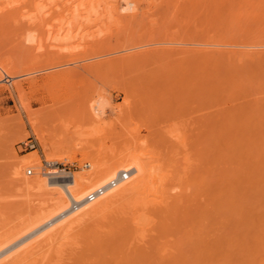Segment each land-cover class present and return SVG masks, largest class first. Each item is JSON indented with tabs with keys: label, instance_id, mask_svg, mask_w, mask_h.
Instances as JSON below:
<instances>
[{
	"label": "bare ground",
	"instance_id": "bare-ground-1",
	"mask_svg": "<svg viewBox=\"0 0 264 264\" xmlns=\"http://www.w3.org/2000/svg\"><path fill=\"white\" fill-rule=\"evenodd\" d=\"M44 1L43 3L46 2ZM49 1L56 6H53ZM57 1L48 0L46 4L50 3L51 7L48 5L47 9L52 6L54 8L63 7L59 5L63 0L59 4ZM64 1L69 4L71 1L73 2V0ZM76 1L79 2L75 3L79 4V7L88 10V15L97 14L99 5L105 3V0ZM112 1H114L113 5L111 4L113 9L109 7V3ZM39 3H36L37 7ZM109 3L107 6L104 4L103 6L109 7V13L112 9L113 17H111V13L110 17L115 18V22H119L122 17L127 18L128 21H131L128 27L130 25L134 27L133 21L137 20L138 22L140 18L149 14L152 17L153 15L160 16L165 25L168 18L169 20L174 19L178 23V30L174 33L166 32L168 30L164 32L149 30L144 35L142 33L139 35L140 33L137 31L133 33L134 28H129L131 30L125 28L128 30H124L125 33L132 32L131 35L123 33L121 37L123 39L127 40L128 36L133 37L132 35L138 34L141 39L143 36H149V38L152 37L151 39L154 38V43L158 42L155 43L156 45L152 42V45L150 39L148 43L152 47L148 44L147 48L149 47V49L142 50V45L136 49L137 45L135 47H133L135 44L126 45L127 42L124 40L123 47L127 48L126 50H130V46L134 50L136 49L137 53L133 50L129 51V53L138 54L132 55L131 63L144 61L145 59H141L143 56L149 60L148 58L152 59L155 56L170 55L181 56L183 59L189 58L198 62L199 66H203L202 74L198 79L201 87H209L215 93L214 96L222 98V102L226 106L220 111H215L217 115L214 113L215 116L211 124L213 131L223 132V135L220 133L222 135L219 142L221 149L218 148L221 151L220 155L217 150L223 171L221 190L209 200L207 208L205 207L207 211L204 213L189 215L188 212H180L178 208L180 209V206L184 205V198L171 194V188L164 180L166 176H162V182L158 183L157 173L154 169V157L152 152L147 150V146H144L142 150L139 148L134 150L138 146L133 149L129 148L128 151L124 150L119 153L117 157L118 153L114 154L115 156L110 155L107 151H103V147L99 150L101 145L96 147L95 142H86V146H83V150L81 149L83 152L80 153L90 161L88 171L70 174L64 170H48L44 174L48 176V179H31L30 177L29 179L23 173L25 165L39 166L38 152L29 154L21 162L15 157L18 162L14 160V164L12 163L11 175L14 177L12 179L17 180L19 188L23 191L27 190L28 193L34 191V193L37 192L35 193L37 195L46 194V198L41 196L42 194L40 195L46 200L50 199L47 196L49 193L54 195L50 199V202L52 200L51 205L49 202L48 206L47 201L49 200L44 202V205L47 204L45 206L53 208L42 206V209L37 213L34 211L33 214H37L35 216H38L37 221L41 224V229L24 238L18 245L11 247L10 254L7 252L8 256L4 259L0 258V264H38L39 259L33 254L38 255V252L40 254V250H43L42 246L45 244L48 247L50 245L49 248H54L58 246L57 243L61 244L60 241L63 240L60 239L63 236L65 239L74 238L75 230L85 228V225L90 222L94 224L106 219L110 221L108 230L96 231L94 229L91 235L82 237L83 242L81 237L79 242L72 240L76 243L73 245L78 247L77 252L73 250L76 253L71 259L75 264H264V124L262 123L264 122V97L260 94V87H263L261 82L264 79V0H110ZM75 4H73L74 9ZM66 5L72 6L65 3ZM44 7L46 6H42V8ZM105 12L107 13V10ZM167 15L172 16L170 18ZM178 15L180 16L178 17ZM190 22H195V30L192 29ZM149 32L155 33L154 36H158V39L150 35ZM30 36L31 34L28 38ZM139 37H134L135 40L134 38L128 39L136 42L140 39ZM28 38L26 36V40ZM121 38L119 39L123 40ZM28 41L32 43L30 38ZM130 43L133 44V42ZM125 53L123 54L126 56H124L125 58L119 54L117 59L114 58L117 66L130 64L129 60L131 59H128ZM134 56H138L136 60ZM118 57L128 63L124 64L121 61V64ZM0 66L9 74H13L12 71L17 69V65H13L11 62ZM66 73L56 74L57 79L71 78L68 75L75 77L72 72V75L70 72ZM52 75L47 74L42 77L43 84L41 85L52 88V91L58 90L59 88L53 87ZM38 83V79L30 82L31 91L40 89ZM15 90L19 94L18 96H24L22 83L16 85ZM10 92L12 94V91ZM97 98L99 99V97ZM91 100L93 101L90 99L88 107L86 106L87 120L89 117L91 118L90 125L101 123V121L106 125L104 109H106L105 106H109L107 105L109 102H104L107 100L106 98L100 101L94 100L95 102ZM67 104L70 105V103ZM27 110L29 121L39 134L42 132L40 127L42 122L47 120V116H51V112H49L50 110L46 112V109L41 110L39 112H43L42 114L45 111L41 117L39 112L37 115L34 112L31 113L28 106ZM114 110H116L115 113H118L117 109ZM51 111L53 112V110ZM102 114H105L104 119ZM97 119L101 121L99 122ZM104 125L99 126L104 128ZM93 127L97 129L95 125ZM93 127L89 130L93 131ZM63 128L62 130H64ZM23 129L25 132V127ZM68 130L67 128V133L63 132L64 134L61 133L63 135L57 137L58 141L56 139L58 134L51 137L56 139L54 141H57L58 144L56 146L54 144V152L53 154L49 152L51 156L48 158L60 159L68 153L66 158L69 162L68 159L73 158L80 151V147L75 145L77 139H75V143L71 141L74 137L72 133H78L79 129H76L77 131L72 129L74 132ZM99 130H94L97 132L95 137L99 134ZM56 131L58 130H55L54 133ZM68 132H71V138ZM90 134L92 133L90 132ZM93 134L92 137H94ZM76 137L83 140L78 135ZM92 137H89L91 138L89 140H93ZM135 138L132 143L137 141ZM67 140L70 144L66 145ZM84 140L86 139L84 138ZM83 143L85 144V142ZM87 143L94 148L89 149ZM212 144L217 146L216 141ZM214 145L211 148H216ZM94 151L96 153L103 151L105 155L103 157L106 155L107 157L103 158L100 154L95 155ZM218 155L216 156L217 161L219 160ZM105 159L107 162L104 161ZM217 161L215 164L219 167ZM29 170H27V175ZM32 195L30 194V196ZM92 195H96V197L90 201ZM66 198H69V202ZM38 208L36 207V209ZM44 208H48L47 212L51 211L47 213ZM40 211H42V215ZM32 238L33 240H31ZM72 241L70 240L69 243L72 244ZM22 245L23 247H20ZM61 246L64 248L63 245ZM59 249L61 251V247ZM1 252L3 251L0 250V256ZM59 252L57 255L60 254ZM7 253L5 252V254ZM5 254L2 255L5 256ZM27 258L28 260H26ZM52 258L54 259V257ZM53 259L48 260L52 261ZM41 260L44 261L43 258ZM42 264L44 263L42 262Z\"/></svg>",
	"mask_w": 264,
	"mask_h": 264
},
{
	"label": "rangeland",
	"instance_id": "rangeland-1",
	"mask_svg": "<svg viewBox=\"0 0 264 264\" xmlns=\"http://www.w3.org/2000/svg\"><path fill=\"white\" fill-rule=\"evenodd\" d=\"M37 1L40 2L38 7L36 5V3L38 4ZM45 1L43 3V0H0V65L6 62L17 65V69L12 71L13 74L7 73L0 66V250L4 252H1L0 258L4 259L8 256L11 247L18 245L24 238L41 229V224L37 221L38 216L33 213L34 211L37 213L42 209V206L47 205L46 203L44 205L47 200H49L47 201L49 206L50 199L54 197L49 193L47 196L50 199L46 200V194L41 193L42 195H40L45 197H43L44 201L40 195L35 194L37 192L28 193L27 190L23 191L19 188L20 185L17 180L12 179L14 178L11 175L12 163L24 161L26 156L34 152L39 154V166L25 165L23 173L31 179H48V176L44 175L49 170L46 168V162L55 163L53 170H64L70 174L88 171L90 161L81 154L86 142H95L96 147L101 145L99 150L103 147V151H107L110 155L118 153L117 157L119 153L129 150V148L133 149L138 146L134 150L138 148L142 150L144 146H147V150L149 149L148 151L152 152L154 157V169L157 173L158 183L162 182V176H166L164 180L169 184L171 194L184 198L185 203L183 202L184 205H181L178 210L184 213L188 212L189 215L207 211L205 207L208 206L209 200L221 190L223 172L219 156L221 151L218 150V148L221 149V143L219 144V142L223 132L220 131L221 135L218 131V133L213 131L211 124L217 113L215 111H220L226 106H224L222 98L214 96L215 93L209 87H201L198 79L202 74L203 66H199L198 62L189 58L183 59L181 56L166 55L155 56L152 59L148 58L149 60H146L143 56L141 59H145L144 61L131 63L132 55H138L135 54L138 46L142 45V50L149 49V47L147 48L148 41L152 37L143 36V39H141L138 34L132 35L133 37L128 36L132 39L139 37L140 39L136 38L139 39L136 42H134L135 38L131 41L128 38V41L121 38L123 33L124 35L127 33L124 30L129 28H134L133 33L137 31L140 33L139 35H144L149 30H161L162 32L168 30L166 32L174 33L178 30L176 20H169L168 18L166 20L168 22H166L164 19L167 23L165 25L160 16L153 15L152 17L149 14L140 18V20L138 19V22L137 20L136 22L133 21L134 27L131 25L128 27L131 21H128L127 18L122 17L119 22H115V18H111L113 17L111 10L114 1L109 3L110 0H105V3L108 2L109 7L112 8L110 10L111 17L108 12L109 7H105L108 3H101L96 12L97 14L88 15V10L79 7V4H75L78 2L76 0H73V2L69 0V2L71 1L70 4L64 0L63 2L58 0V4L62 2L59 4L60 7H63H55L56 9L53 7L56 5L52 4L51 1L49 2L53 5V9H47V7H51V4H46L48 0ZM65 3L72 6H65ZM73 4L76 5L75 9ZM39 6L41 8L42 6L46 7L41 9ZM104 10H107V13ZM129 12L132 13V11ZM190 25L193 30L196 29L195 22H190ZM131 32L127 34L131 35ZM30 34L29 38L32 43L27 42ZM154 34L150 33L153 36ZM32 36L34 37L32 38ZM124 40L127 42L126 45L135 44L133 47L137 45L136 49L134 50L132 46L129 47L130 50H126V47L124 49ZM151 40L150 43L153 42L154 45L158 42H155V44L154 38ZM130 42H133V44ZM123 50L125 51L123 52ZM132 50L136 52L129 53ZM120 53H122V58L125 53L128 59H131L129 60L130 64L126 65L127 61L123 59L124 62L118 57L120 58L118 61H122L125 65L121 62L122 65L118 63L119 66H117L114 58L119 56ZM134 57L136 60L138 56ZM64 72H72L75 77L68 75L71 78L57 79L56 74ZM47 74H53L51 81L53 87L59 88L58 90L52 91V88L41 85L43 84L42 77ZM34 79L39 80L40 89L38 88L37 91H31L30 82ZM20 83L23 84L24 93L26 94L23 97L18 96L19 94L15 90L16 85ZM261 86L263 87H260V94L264 97V79ZM4 89L6 90L4 91ZM10 91H12V94ZM102 97L107 99L104 102H109L108 107L105 106L108 102L104 105L106 118L103 114L101 115L103 119L105 118L104 121L107 124L104 125L101 116L99 117L101 120H98L99 118L97 120L101 121L102 124H98L100 126L104 125V128H101L97 123L91 124L92 127L98 125V128L96 127L98 130L101 128V131H98L99 134L96 135V137L98 136L96 139L94 135L97 133V129L93 127L96 131L89 130L92 128L89 123L91 118H88L90 121L87 120L86 116L88 117V115L85 116V113H87L86 106L88 107L90 99L100 101L104 99ZM67 103H70V105ZM27 106L32 111L31 113L34 112L36 115L37 112L44 109H46V112L49 110L51 112V116H47V120L45 119L46 121L42 122L40 126L42 132L39 134L29 121L28 112H26L28 111ZM116 106H119V108ZM114 109H117L118 113H115L116 110ZM42 113H40L41 117H43L45 111L44 114ZM33 116L35 117V115ZM262 123L264 124V122ZM23 127H25V132ZM65 127L66 130L68 128L72 132L79 129L78 133H72L74 137L73 140H70L75 143V139H77L75 145L80 147V151L73 158H69V162L66 158L69 155L68 153L60 159L48 158L51 156L49 152L51 154L54 152V144L55 146L58 144L57 137L66 132ZM54 129L58 131L54 133ZM90 132L94 133V137L91 136ZM68 133L71 138V132ZM56 134H58L56 136L57 141H54L56 139L51 137ZM77 135L83 140L77 138ZM215 136L217 137L215 138ZM89 137H92L93 140H89L91 139ZM134 138L137 141L132 143ZM67 141L66 145L70 144L69 140ZM214 141H216L217 146L212 144ZM78 142L83 144L81 145ZM26 144H29V146H25ZM32 144L35 145L34 148L30 147ZM213 145L216 148H211ZM91 148L94 147L89 146V149ZM96 151H94L95 155L105 156L103 151L98 153ZM214 151L219 156L220 161H217V155ZM15 157L18 161L15 160ZM113 158L115 159V157ZM215 160L220 168L216 166ZM104 161L107 162L106 159ZM31 168L34 170L33 175H27V170ZM30 194L33 195L30 196ZM37 198L38 200H36ZM66 200L69 202V198H66ZM38 204L41 206H37ZM36 207L39 208L36 209ZM48 208L52 209L53 207ZM44 209L43 212L46 210ZM50 211L47 212L46 210L47 213ZM40 212L42 215V211ZM90 223L86 224L85 228L75 230L74 238L65 239V236H63L60 239L63 241L59 240L61 244L57 243L56 249L55 247L49 248L50 245L48 247L46 244L42 246L45 251L41 249L40 254L39 252L38 255L33 254L39 259V262L36 260L38 264L40 262L41 264L42 262L44 264H75L71 259L77 252L78 247L76 248L73 243L79 242L80 237L82 241V237L91 235L94 229L96 231H106L110 227L109 219L99 222L100 225L98 222H95L97 225L94 222L91 225ZM76 234L77 236H75ZM69 239L74 242L72 241V244H70ZM20 247H23V245ZM73 250L76 252H73ZM5 252L8 253L5 254ZM58 252L60 253L59 256L57 255ZM2 254H5V256ZM41 257L44 261H40Z\"/></svg>",
	"mask_w": 264,
	"mask_h": 264
},
{
	"label": "built area",
	"instance_id": "built-area-1",
	"mask_svg": "<svg viewBox=\"0 0 264 264\" xmlns=\"http://www.w3.org/2000/svg\"><path fill=\"white\" fill-rule=\"evenodd\" d=\"M25 146H29V144H26ZM30 147H31V148H34L35 145L32 144V145H30ZM46 168L49 169V170H53V169L55 168V163H52V162H46ZM28 175H33V170H32V169H30V170L28 171ZM99 192H101V191H99ZM95 197H96V195H92V196L90 197V201H93V200L95 199Z\"/></svg>",
	"mask_w": 264,
	"mask_h": 264
}]
</instances>
